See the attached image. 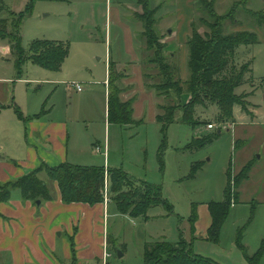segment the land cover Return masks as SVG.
Instances as JSON below:
<instances>
[{
	"label": "rangeland",
	"instance_id": "obj_1",
	"mask_svg": "<svg viewBox=\"0 0 264 264\" xmlns=\"http://www.w3.org/2000/svg\"><path fill=\"white\" fill-rule=\"evenodd\" d=\"M240 1L235 0L229 6L217 9L213 0V5L219 15H227L235 8L234 19L245 18L242 21L245 24L252 22L250 16L236 6ZM29 3L30 0H0V19L8 17L9 13H24ZM175 3L176 0H149L148 7L156 10V29L161 37L169 32L176 19ZM182 7V14L188 12L185 6ZM140 10L137 0H34L30 13L22 18L20 26L23 50L28 53L30 44L35 40H48L66 44L69 54L58 72L41 69L29 61L23 64L19 72L14 57L5 52V49L9 48L7 42L0 39V79L9 81H0L2 100L10 96L16 97L17 102H22L26 99L27 92L32 97L41 98L56 89V97L54 101H49L50 105L55 103L59 113L69 110L78 115V129L88 125L91 133H94L98 140H102L105 129L103 82L106 66L108 60L121 63L127 60L126 51L132 45L125 38V33H128L126 28H129L131 23L135 24L131 15L134 19L135 13H132ZM203 16L194 0L192 21L199 23L198 19ZM198 23V31L201 33L200 30L204 28ZM227 27L229 24H224V30L228 34L230 30L228 31ZM135 43L141 50L139 34L135 37ZM162 44L165 45L163 41ZM175 54L178 57L179 76L184 81L189 75L188 49L185 51V58ZM247 60L246 55L235 54L236 65ZM250 60L251 73L248 76L252 80L235 90L237 95L244 96L246 113L234 106L232 121L224 123L215 119L216 112L215 115L208 113L204 116V125L196 129L178 121L173 122L166 131L161 160V127L149 118L150 106L147 108V105L143 104L144 110L147 108L145 117L135 125L111 126V138L112 134H116V139L110 149V166H114L110 168L121 169L131 179L159 188L161 198L171 206L172 212L168 214L162 207H156L148 211V217H155V220L143 221L142 218L134 219L122 214L115 216L114 204L110 206L107 225L111 240L107 264H143L145 243L160 239L177 242L180 236L183 238V234H188V223L192 232L189 222L192 207L197 214L199 209L205 210L206 206L208 208L210 202L222 201L225 173L230 163L232 193L235 192V176L248 164H252V167L247 179L237 188L238 203L231 208L230 215L223 225L218 246H211L212 244L199 236L197 239H191L190 243L192 247H199L200 244L207 248L211 246V249L208 248L210 254H200L211 259L214 256L219 264H237L233 261L237 256L241 259L238 264H246L234 242L237 229L248 222L250 204L254 202L258 205L252 222L243 233L242 244L248 254L258 249L264 239V45L253 51ZM146 68H143V71L150 72L151 77L155 78L152 79L154 82L150 79L145 81L155 84L161 82L156 78L157 72L152 67ZM19 79L20 81H17ZM69 83L83 84L86 89L77 94L70 87V90L67 89ZM120 87L126 91L123 84ZM146 90L156 95L154 91ZM253 93L254 97H251ZM168 96L155 99L159 102L161 100V105H176V95L169 92ZM186 98L185 95L181 97L183 102ZM255 105L258 106L257 109ZM160 113L162 114V111ZM253 114L256 119L250 120ZM84 117H89L90 122L83 124ZM210 125L213 129L208 128ZM218 129L220 136L212 144L198 152L187 150L193 140ZM235 143L237 149H234ZM102 153L103 151L97 155L98 162L102 159ZM195 163H203V166L193 178H189ZM120 251L123 256H119L122 254Z\"/></svg>",
	"mask_w": 264,
	"mask_h": 264
},
{
	"label": "trees",
	"instance_id": "obj_2",
	"mask_svg": "<svg viewBox=\"0 0 264 264\" xmlns=\"http://www.w3.org/2000/svg\"><path fill=\"white\" fill-rule=\"evenodd\" d=\"M33 2L34 0H30L24 13H9L8 17L0 19V39L7 42L8 54L14 57L19 72L26 61L41 69L58 72L69 54V47L66 44L35 40L30 44L28 53L21 46L22 18L30 13ZM247 3L248 0H241L236 6L245 11L244 13L250 16L256 26H264V10H249ZM137 4L141 10L135 13L134 20L142 26V32L139 34L142 42L141 65L144 69L152 67L157 72L156 78L161 81L158 84L145 81L150 79L154 82L152 79L155 77H151L150 72L144 71V86L154 91L158 97L168 98L169 92H173L177 98L176 105L159 106L162 114L156 117L162 134L159 147L161 160L166 131L173 122L178 121L182 125L196 129L204 125L206 121L204 116L208 113L216 112L215 119L223 123L232 121L234 106H238L242 113H246L244 96L237 95L235 90L246 85L248 80H252L248 76L251 73L252 60L236 65L234 54L238 47L255 45L258 41L252 32L228 34L225 32L224 22L234 21L235 8L222 16L216 12L213 0H195L198 10L204 15L198 19L199 23L197 22L204 28V32L199 33V27L194 20L190 23L191 35L186 41L189 75L182 81L179 76L178 57L176 54L166 53L162 37L156 29V10L148 7L149 0H137ZM123 74L117 73L114 63L111 60L108 61L107 121L109 124L128 127L136 124L132 117L135 99L133 97L126 102L119 100V95L123 91L119 88L125 76ZM183 95L187 97L184 102L181 99ZM2 108L3 106H0V109ZM218 131L193 140L187 150L198 152L212 144L220 136ZM234 149H237L236 143ZM202 166L203 163H195L189 178H193ZM251 167L252 164H248L235 176V192L232 193L230 191L231 163L229 164L225 173L226 182L222 201L208 204L211 222L204 239L206 242L219 243L221 230L230 215L231 208L238 203L237 188L247 179ZM50 183L57 185L64 204L96 205L107 200L116 206L120 214L143 220H147L148 211L156 207H162L168 214L172 212L171 206L161 198L159 188L143 181L133 180L121 169L76 166L66 163L56 167L41 164L21 178L0 184V203L7 202L14 191H18L23 200L33 203L50 201L52 199ZM250 205V217L245 226L237 229L235 245L246 264H264V239L252 254H248L246 247L242 244L243 233L252 222L258 204L252 202ZM196 220V210L192 207L189 218L192 232H194ZM142 259L143 264H219L211 258L195 253L192 244L181 236L174 243L163 239L145 243Z\"/></svg>",
	"mask_w": 264,
	"mask_h": 264
},
{
	"label": "crops",
	"instance_id": "obj_3",
	"mask_svg": "<svg viewBox=\"0 0 264 264\" xmlns=\"http://www.w3.org/2000/svg\"><path fill=\"white\" fill-rule=\"evenodd\" d=\"M214 1L218 9L229 6L235 0ZM175 4L176 19L169 32L162 37V41L167 53H178L180 58H185L186 41L191 35L190 23L193 17L194 0H176ZM182 6H185L188 12L184 10L185 13L182 14L184 9ZM247 9L264 10V0H248ZM139 12L135 11L132 14ZM131 19L135 21L132 15ZM244 19H234L233 22L227 20L224 24H229L227 28L230 33L248 31L256 35L258 42L255 45L240 46L235 51L237 55H246L249 61L253 51L258 46L264 45V26L258 27L253 21L245 24L242 22ZM129 28H126L128 33H125V38L132 46L127 48V60L124 63L113 62L116 72L125 75L119 88L123 84L126 91L121 88L123 91L119 95V100L126 102L134 97L132 117L136 123L145 117L148 106H150L149 118L156 122V117L160 114L159 106H161V100L159 102L156 99L161 98L147 91L144 86L141 50L135 43V37L142 32V26L135 21V24L131 23ZM200 32L203 33L204 30ZM5 52L8 53V49H5ZM0 81L9 82L2 79ZM69 84L68 90H70ZM103 86L105 129L102 140H98L96 135L91 133L88 125L78 129L80 126L78 115L69 110L59 113L55 103L50 105L49 101H54L56 97V89L41 98L32 97L27 92V97L22 102H17L16 97L10 96L2 100L0 94V106H3L0 109V184L21 178L41 164L50 167L64 163L105 169L114 167L110 166L109 159L116 134H112L111 138L110 130L111 126H120L109 124L107 121L108 66H106ZM82 87L81 92L70 88L78 94L86 89L83 84ZM251 97H254V93ZM262 98L264 99V94ZM143 104L147 105L145 110ZM252 119H256L254 114L250 120ZM89 122V117L83 118V124ZM96 147H100V152L103 151L100 162L97 156L100 152H96ZM49 188L52 199L40 202L39 205L23 200L18 191L12 192L7 202L0 203V264H107L111 240L107 222L110 218V206L113 204L109 201L96 205L64 204L57 185L50 183ZM113 206V215H121L116 206ZM198 212L194 232L190 231L188 223L186 225L188 234L182 235L187 242L197 239L198 236L203 240L206 237L211 222L210 213L207 206L205 210L199 209ZM153 219L155 220V217L142 220ZM112 241L115 240L112 239ZM211 246L215 247L218 244ZM211 246L208 248L211 249ZM208 248L201 244L199 247L193 246L195 253L199 255L208 252ZM235 248L238 250L236 245ZM120 252L123 256V252ZM212 257L217 262V259ZM233 261L237 264L241 263L238 256Z\"/></svg>",
	"mask_w": 264,
	"mask_h": 264
},
{
	"label": "built area",
	"instance_id": "obj_4",
	"mask_svg": "<svg viewBox=\"0 0 264 264\" xmlns=\"http://www.w3.org/2000/svg\"><path fill=\"white\" fill-rule=\"evenodd\" d=\"M69 86L71 88H73L76 92H81L82 88H83L82 85L79 83H70ZM208 128L213 129V126L210 125V126H208ZM95 150H96V152H100V147H96ZM105 201H107V200H105Z\"/></svg>",
	"mask_w": 264,
	"mask_h": 264
},
{
	"label": "water",
	"instance_id": "obj_5",
	"mask_svg": "<svg viewBox=\"0 0 264 264\" xmlns=\"http://www.w3.org/2000/svg\"><path fill=\"white\" fill-rule=\"evenodd\" d=\"M217 133L219 134V133H220V131H218ZM36 204H37V205H39V204H40V202H39V201H37V202H36ZM119 256H121V254H120Z\"/></svg>",
	"mask_w": 264,
	"mask_h": 264
}]
</instances>
